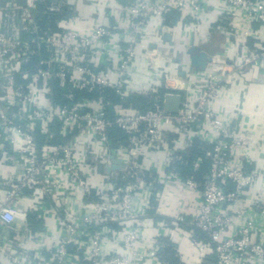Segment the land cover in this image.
Returning <instances> with one entry per match:
<instances>
[{
  "label": "built area",
  "instance_id": "1",
  "mask_svg": "<svg viewBox=\"0 0 264 264\" xmlns=\"http://www.w3.org/2000/svg\"><path fill=\"white\" fill-rule=\"evenodd\" d=\"M215 3L223 5L224 20L243 16L264 34V0H112L109 7L124 15L122 27L83 13L66 16L73 0H0V222L16 224L14 235L0 233V264H167L164 239L177 232L198 251L197 264H264V228L239 223L245 204L231 206L248 198L261 207L264 169L251 165L243 151L247 138L215 107L236 76L223 75L218 61L210 70L201 66L197 78L188 69L190 87L172 85L179 93L135 81L151 60H162L163 46L190 50L207 39L201 26L214 22L208 15ZM175 12L189 20L181 30L166 19ZM53 15L65 17L53 26ZM149 32L155 42H145ZM235 42L245 47L238 71L264 62V39L254 49L245 38ZM56 83L66 86V102L55 100ZM132 83L150 94L149 109L113 102L129 96ZM171 95L178 104L168 110ZM168 129L178 136L168 165L179 161L180 170L183 143L195 137L203 143L179 181L199 190L201 200L196 215L185 213L146 235L138 222L148 206L138 201L146 175L141 157L164 149ZM179 264L191 263L181 258Z\"/></svg>",
  "mask_w": 264,
  "mask_h": 264
},
{
  "label": "crops",
  "instance_id": "2",
  "mask_svg": "<svg viewBox=\"0 0 264 264\" xmlns=\"http://www.w3.org/2000/svg\"><path fill=\"white\" fill-rule=\"evenodd\" d=\"M73 9L68 11L66 16L75 17L80 13L92 18L95 22H109L114 26H124L125 18L121 11L117 8H110L112 0H73ZM123 1V0H121ZM209 15L211 18L210 24L201 26L206 29L207 39L201 44L193 46L192 50H182L179 47L168 48L162 47V60L153 62L150 61L143 72L142 77L140 74L136 77L135 81H141L144 88L151 86H160L161 92L170 91L172 93H179L178 89L172 87L178 86V88L188 89L190 82L187 80L186 71L189 69V73L194 76L199 69H203L199 64H204L205 69H212L216 64L220 63L223 75H232L236 78L232 80V83L225 84L226 89L223 94L216 100L215 107L223 118H232L236 129L239 130L240 135L247 138V145L243 151L249 160H252L251 165L264 169V62L259 64H253L248 68L238 71L237 66L240 63V54L245 47L242 44L235 42L239 38H245L248 48H255L256 44H259L264 39V34L261 31H252L251 29H257V25H251L245 20L243 16L239 17L234 22L224 20L225 15H221V3H215L209 5ZM178 13V12H177ZM176 12L170 16H166L172 23L175 24L177 29L181 30L182 25L189 21L186 18L180 16ZM56 17V16H55ZM65 16L56 17L59 18ZM217 17V21L215 20ZM53 19V18H52ZM51 19V22H52ZM224 20V26L219 21ZM216 21V22H215ZM55 24V23H54ZM154 27V26H153ZM227 31L233 32L234 37L228 38L226 36ZM201 28V29H202ZM152 28L150 31H153ZM244 32H248L250 35L244 37ZM237 36V38H236ZM117 45L122 43L119 41L120 37H116ZM156 36L150 33L146 36L145 42H155ZM188 39V37H187ZM231 40V42L229 41ZM117 45L110 47V50H117ZM175 45H178V41H175ZM231 47V48H230ZM234 48V49H232ZM145 47L142 48V50ZM112 51V52H113ZM216 57L217 60H216ZM216 62L212 61V59ZM189 65L191 68H189ZM99 67H102L101 64ZM179 76V78L176 77ZM169 77L168 83L166 81ZM194 76L193 78H195ZM197 78V77H196ZM224 85V84H223ZM133 92L126 98H120V101L129 103L133 96H143L145 99L143 109H149V97L150 94L147 91L138 93L141 85L138 83L131 84ZM167 142L164 149L160 151L151 150L146 152L144 157H141L142 165L145 168V178L142 185V191L138 197V201L147 203L148 206L140 215L138 222L142 223L146 235H153L162 231V227L172 226L171 222L180 215L187 214L186 216L196 215L198 212V205L201 200L200 192L196 189H190L188 187H181L180 180H183L185 174L190 173L192 170L193 161L202 153L201 147L203 143L199 137H195L191 141L183 143V149L179 150V154L186 161L183 169H179V161H173L168 165L167 151L172 147L173 142L177 141L178 136L173 134L170 129L166 132ZM3 171V169H1ZM95 182L97 179H90ZM98 183V182H96ZM264 186V185H263ZM264 190V187H261ZM264 193V191L262 192ZM83 203H86V198L79 199ZM78 201V203H79ZM77 206V204H75ZM245 212L239 223H245L247 217ZM35 215V214H34ZM34 215H29V219L39 227L41 222L35 221ZM34 219H33V218ZM249 218L253 219L254 225L264 228V213L251 214ZM163 223L161 224V222ZM54 217L50 219L51 226L54 225ZM139 224V225H140ZM164 230V229H163ZM185 233L187 231L183 230ZM16 232L15 223H1L0 233L8 236L14 235ZM182 236L181 238L179 237ZM187 235L181 232L175 233L171 238L167 239L172 243L178 254L179 259H185L191 264H197L199 253L196 248L189 244L187 241ZM115 239L111 236L106 244L108 249H112L115 246Z\"/></svg>",
  "mask_w": 264,
  "mask_h": 264
},
{
  "label": "trees",
  "instance_id": "3",
  "mask_svg": "<svg viewBox=\"0 0 264 264\" xmlns=\"http://www.w3.org/2000/svg\"><path fill=\"white\" fill-rule=\"evenodd\" d=\"M58 17V15H53L51 18L52 19V22L51 24L54 26V23H55V20H56V17ZM41 23V26H45V24L47 23L46 20L42 19L40 21ZM32 63L35 62V59H33L31 61ZM33 66V65H31ZM67 91V88L66 86L65 87H59L57 85V83L55 84V87H54V98L56 101H59V102H66L65 98H64V93ZM82 96H88L89 94L88 93H81ZM120 100L119 96L116 95L113 99V102H118ZM144 101L145 99L143 98V96H133L132 97V100L129 102V104H131L132 106L136 107V108H139L140 110H144L143 107H144ZM108 111L110 112V115L112 114V111L110 109H108ZM115 134H117L118 139H123V133L120 131V129H115L113 131ZM184 167V166H183ZM182 167V169H183ZM198 232L195 231V234H197ZM198 239H203V236L200 235L199 237H197ZM165 242H166V245L165 247L162 249L161 251V254H162V257L167 261V264H179L180 262V259H179V254L175 248V246L170 243V241L165 238L164 239Z\"/></svg>",
  "mask_w": 264,
  "mask_h": 264
},
{
  "label": "rangeland",
  "instance_id": "4",
  "mask_svg": "<svg viewBox=\"0 0 264 264\" xmlns=\"http://www.w3.org/2000/svg\"><path fill=\"white\" fill-rule=\"evenodd\" d=\"M259 200L263 201V203L260 204L261 207L259 209L254 207V206H252L253 202L251 201V199H248V198L247 199L246 198H241V200H240V198H237V199H235L234 204H231V203L230 204H231V206L234 209L238 208L239 210H241V205L243 206V204H245V209L242 210V213L244 214L245 212H247L246 215H245V217H247V215L249 213H251V214H256V212H258L259 214L260 213L261 214L264 213V197L263 198H259ZM251 214L248 216V218L246 219L245 223H249L250 222V223L254 224L253 223L254 222L253 219L249 218L251 216Z\"/></svg>",
  "mask_w": 264,
  "mask_h": 264
},
{
  "label": "water",
  "instance_id": "5",
  "mask_svg": "<svg viewBox=\"0 0 264 264\" xmlns=\"http://www.w3.org/2000/svg\"><path fill=\"white\" fill-rule=\"evenodd\" d=\"M192 49H193V48H191L190 51H191ZM198 65H199V66H203L204 64H199V63H198ZM177 104H178V97H177V96H175V95H171V96L167 97L166 102H165V106H166V108H167L168 110H173V109H175L176 106H177Z\"/></svg>",
  "mask_w": 264,
  "mask_h": 264
}]
</instances>
